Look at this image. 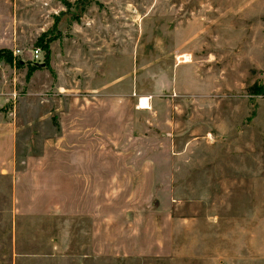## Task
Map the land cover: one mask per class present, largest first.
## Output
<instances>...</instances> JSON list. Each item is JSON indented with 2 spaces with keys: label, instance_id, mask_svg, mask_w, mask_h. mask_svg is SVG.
I'll use <instances>...</instances> for the list:
<instances>
[{
  "label": "rangeland",
  "instance_id": "obj_1",
  "mask_svg": "<svg viewBox=\"0 0 264 264\" xmlns=\"http://www.w3.org/2000/svg\"><path fill=\"white\" fill-rule=\"evenodd\" d=\"M0 56V264H264V0H0Z\"/></svg>",
  "mask_w": 264,
  "mask_h": 264
},
{
  "label": "crops",
  "instance_id": "obj_2",
  "mask_svg": "<svg viewBox=\"0 0 264 264\" xmlns=\"http://www.w3.org/2000/svg\"><path fill=\"white\" fill-rule=\"evenodd\" d=\"M44 158L45 157H43V156L41 157L42 160H44ZM46 158H45V160H46ZM73 158L79 164H83V171H82L83 174L82 173H78L77 176L80 177V178H82L83 181H85L84 180L85 179L84 177H86V174L90 175V171L91 170H90L89 166H87L88 173L85 171L86 170V163L88 165V164H90V161H88L85 157L84 158H79V159H76V157H73ZM71 160H72L71 157H67V158H62L61 157V158L55 159V163H58V164L59 163H61V164H63V163L68 164V163H71ZM70 179H72V177H70ZM83 183L84 184H80L79 186L80 187H83V190L85 191V182H83ZM60 195H64L63 192L58 193V196H60ZM62 204L64 206L65 203H62Z\"/></svg>",
  "mask_w": 264,
  "mask_h": 264
},
{
  "label": "built area",
  "instance_id": "obj_3",
  "mask_svg": "<svg viewBox=\"0 0 264 264\" xmlns=\"http://www.w3.org/2000/svg\"><path fill=\"white\" fill-rule=\"evenodd\" d=\"M19 53L18 50L16 51H13L12 54H13V57L16 56V54ZM41 54H40V49L38 47H35L33 49L30 50V57H29V61L31 62V64H35L37 62H40V59L41 58ZM19 58V57H18ZM20 59V58H19Z\"/></svg>",
  "mask_w": 264,
  "mask_h": 264
},
{
  "label": "trees",
  "instance_id": "obj_4",
  "mask_svg": "<svg viewBox=\"0 0 264 264\" xmlns=\"http://www.w3.org/2000/svg\"><path fill=\"white\" fill-rule=\"evenodd\" d=\"M3 51L1 50V53H2ZM1 57V56H0ZM3 59L5 60V61H10L11 59H12V57H11V53L9 52V51H7L6 52V54H4L3 56ZM16 61H17V64H21L22 63V61L19 59V58H17L16 59ZM33 67H37V64L35 63V64H33ZM10 246V245H9Z\"/></svg>",
  "mask_w": 264,
  "mask_h": 264
},
{
  "label": "water",
  "instance_id": "obj_5",
  "mask_svg": "<svg viewBox=\"0 0 264 264\" xmlns=\"http://www.w3.org/2000/svg\"><path fill=\"white\" fill-rule=\"evenodd\" d=\"M38 65H42V63H37Z\"/></svg>",
  "mask_w": 264,
  "mask_h": 264
}]
</instances>
